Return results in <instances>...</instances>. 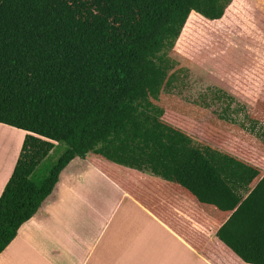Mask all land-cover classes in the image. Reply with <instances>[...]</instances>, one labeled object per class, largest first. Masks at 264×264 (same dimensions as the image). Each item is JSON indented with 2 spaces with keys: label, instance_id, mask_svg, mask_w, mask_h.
I'll list each match as a JSON object with an SVG mask.
<instances>
[{
  "label": "trees",
  "instance_id": "16d2710c",
  "mask_svg": "<svg viewBox=\"0 0 264 264\" xmlns=\"http://www.w3.org/2000/svg\"><path fill=\"white\" fill-rule=\"evenodd\" d=\"M230 14L227 0H0V122L26 131L0 195V254L84 158L213 264H264V154L231 150L216 118L196 143L164 103L167 49ZM256 18L264 31V8Z\"/></svg>",
  "mask_w": 264,
  "mask_h": 264
},
{
  "label": "crops",
  "instance_id": "0c3cea01",
  "mask_svg": "<svg viewBox=\"0 0 264 264\" xmlns=\"http://www.w3.org/2000/svg\"><path fill=\"white\" fill-rule=\"evenodd\" d=\"M12 128L18 129L0 122V138L11 136ZM19 133L24 140L26 131ZM4 143L0 195L14 169L11 149L6 154L11 141ZM66 168L52 196L0 254V264H213L87 159ZM175 208L193 220L188 201L177 200ZM208 235L213 243L215 232ZM212 247L214 257L222 251L219 244Z\"/></svg>",
  "mask_w": 264,
  "mask_h": 264
},
{
  "label": "rangeland",
  "instance_id": "374dc122",
  "mask_svg": "<svg viewBox=\"0 0 264 264\" xmlns=\"http://www.w3.org/2000/svg\"><path fill=\"white\" fill-rule=\"evenodd\" d=\"M227 2L229 17L194 23L167 49L175 79L164 103L190 128L196 143L202 140L204 124L216 118L225 123L229 137L226 143L231 150L242 148L264 154V31L256 26V13L264 8V0ZM13 131L11 136H2L0 144L11 141L6 154L11 149L9 154L15 163L23 142L20 133L25 132ZM62 152V147L52 151L40 169L50 167ZM118 168L125 177L137 172Z\"/></svg>",
  "mask_w": 264,
  "mask_h": 264
}]
</instances>
